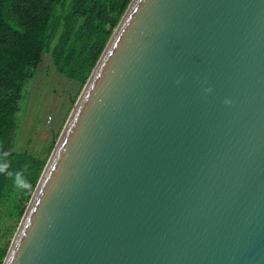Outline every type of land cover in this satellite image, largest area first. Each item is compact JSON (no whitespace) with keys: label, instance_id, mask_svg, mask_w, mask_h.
<instances>
[{"label":"water","instance_id":"95a60500","mask_svg":"<svg viewBox=\"0 0 264 264\" xmlns=\"http://www.w3.org/2000/svg\"><path fill=\"white\" fill-rule=\"evenodd\" d=\"M3 264H264V0H131Z\"/></svg>","mask_w":264,"mask_h":264},{"label":"trees","instance_id":"16d2710c","mask_svg":"<svg viewBox=\"0 0 264 264\" xmlns=\"http://www.w3.org/2000/svg\"><path fill=\"white\" fill-rule=\"evenodd\" d=\"M130 2L0 0V165H7L0 190L12 185L17 173L31 185L17 203L18 222L55 145L42 154L12 147L28 80L50 54L58 72L84 86Z\"/></svg>","mask_w":264,"mask_h":264},{"label":"rangeland","instance_id":"374dc122","mask_svg":"<svg viewBox=\"0 0 264 264\" xmlns=\"http://www.w3.org/2000/svg\"><path fill=\"white\" fill-rule=\"evenodd\" d=\"M82 89L80 82L57 71L50 54H44L35 75L25 87V96L17 114L14 151L42 154L51 142L56 143ZM20 179L27 181L24 177ZM24 189L13 182L0 190V206L11 207L17 213V203L23 202ZM19 222L17 220V226Z\"/></svg>","mask_w":264,"mask_h":264},{"label":"flooded vegetation","instance_id":"af4514ba","mask_svg":"<svg viewBox=\"0 0 264 264\" xmlns=\"http://www.w3.org/2000/svg\"><path fill=\"white\" fill-rule=\"evenodd\" d=\"M12 210L11 207L0 206V264H3L17 232V215Z\"/></svg>","mask_w":264,"mask_h":264},{"label":"clouds","instance_id":"9594fccd","mask_svg":"<svg viewBox=\"0 0 264 264\" xmlns=\"http://www.w3.org/2000/svg\"><path fill=\"white\" fill-rule=\"evenodd\" d=\"M6 167H7V165H0V172L5 171ZM8 175L11 176L12 173L9 172ZM15 183H16V186L18 188H24V187L30 188L31 187V185L29 183L26 184L23 180L20 179V173H17L16 174V181H15Z\"/></svg>","mask_w":264,"mask_h":264}]
</instances>
